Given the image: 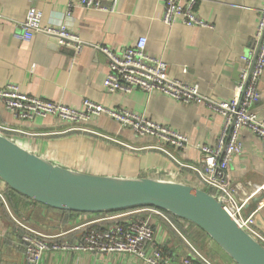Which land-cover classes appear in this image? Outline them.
<instances>
[{
  "label": "crops",
  "instance_id": "1",
  "mask_svg": "<svg viewBox=\"0 0 264 264\" xmlns=\"http://www.w3.org/2000/svg\"><path fill=\"white\" fill-rule=\"evenodd\" d=\"M73 0H0V88L16 84L19 91L45 100L62 101L81 107L85 99L113 108L145 115L189 137L185 149L168 147L176 159L199 165V144H214L223 128V118L203 104H183L166 95L107 93L104 81L107 58L98 50L109 46L122 50L142 36L148 39L146 52L168 63V74L199 83L202 95L212 99L229 98L239 77L242 56L255 48L259 9L264 0H199L197 15L212 28L190 27L179 20L163 21V0H115L114 11H98L77 5L69 14ZM114 0H103L111 8ZM30 7L42 12L43 25L66 24L82 42L80 52L62 47L56 39L36 33L32 40L14 37L20 31ZM187 68L185 74L183 69ZM261 102L257 109L264 119V73ZM0 123L17 132L11 135L28 151L66 168L99 176L166 179V169L193 184L196 173L180 168L155 148V139L141 138L108 116L69 124L57 118L19 119L0 101ZM243 153L233 156L226 180L238 192L248 193V183L264 181V140L244 132ZM175 179V178H174ZM0 188L8 186L0 181ZM8 195L10 192H8ZM12 196L5 205L0 200V264H26V232L23 225L45 235L49 243L78 246L90 229L111 227L124 220L150 218L155 229L151 248L162 250L169 264H181L194 250L216 264H235L200 227L168 214L160 216L154 208L142 207L129 215L105 220L49 208L26 196ZM26 197V198H25ZM253 199V198H252ZM264 198L249 202L251 213ZM172 215V214H171ZM264 209L257 225L264 233ZM93 225L97 227H93ZM43 264H149L130 253L96 254L85 250H50Z\"/></svg>",
  "mask_w": 264,
  "mask_h": 264
},
{
  "label": "built area",
  "instance_id": "2",
  "mask_svg": "<svg viewBox=\"0 0 264 264\" xmlns=\"http://www.w3.org/2000/svg\"><path fill=\"white\" fill-rule=\"evenodd\" d=\"M198 2L199 0H163V21L167 25L179 20L190 27L212 28V24L197 15L195 9ZM77 5L86 9L112 12L116 7V1L114 0L109 8L103 0H73L68 4V13L70 14ZM258 14L255 48L242 56L239 77L234 93L229 98H209L201 94L198 82L170 77L168 63L146 52L148 39L144 36L122 50L109 46L98 47L107 58V75L104 81L107 93H131L134 90H142L148 94L166 95L187 105L203 104L212 113L222 116L223 128L217 141L214 144L198 145L202 157L199 165L180 162L168 149V147L185 149L189 145L187 135L130 110L105 106L89 99H85L81 107H73L62 101L45 100L22 93L16 84L0 88V101L19 119L31 120L36 116L44 118L52 116L59 121L75 124L108 116L141 138L155 139L157 145L149 148L158 149L166 154L173 160L178 170L180 168L193 170L196 173L192 176L193 185L209 192L220 201L237 226L264 247V233L256 221L257 215L264 209V203L258 205L251 213L245 212L246 205L253 197L264 196V181L259 184L248 183V193L242 190L240 194L238 188L231 186L226 180L231 158L243 153L244 132H250L264 140V119L257 109L262 99L260 83L264 73V2ZM42 17L40 10L30 7L24 20L19 24L20 31L14 33V37L21 41H30L36 33H43L56 39L62 47H69L77 52L85 46L66 24L43 25ZM183 72L187 74L188 69L184 68ZM13 132L17 131L0 123V134L19 143L11 135ZM165 174L179 178L177 172L168 169L165 170ZM0 200L8 207L1 188ZM154 209L160 216L168 213L158 208ZM123 216L126 214L104 219ZM23 227L26 230L22 237L25 243L26 264H43L46 253L50 250H85L96 254L130 253L149 264H169L162 250L151 248L155 229L150 218L125 219L107 229H90L78 246L49 243L45 235L29 226ZM181 264L216 263L194 250L183 257Z\"/></svg>",
  "mask_w": 264,
  "mask_h": 264
},
{
  "label": "water",
  "instance_id": "3",
  "mask_svg": "<svg viewBox=\"0 0 264 264\" xmlns=\"http://www.w3.org/2000/svg\"><path fill=\"white\" fill-rule=\"evenodd\" d=\"M164 175L166 179L79 172L46 160L0 134V180L35 202L80 213L153 206L203 229L235 264H264V247L237 226L220 201L193 184ZM263 198L253 197L252 202Z\"/></svg>",
  "mask_w": 264,
  "mask_h": 264
},
{
  "label": "trees",
  "instance_id": "4",
  "mask_svg": "<svg viewBox=\"0 0 264 264\" xmlns=\"http://www.w3.org/2000/svg\"><path fill=\"white\" fill-rule=\"evenodd\" d=\"M7 191L8 192H10L11 194H13V196H20L19 194H18V192H16V191H14V190H12L11 188H9L8 187V189L6 190V191H4L3 193H4V195H5V197H6V199H7V202L9 203L10 202V200H13L11 197V195H10V193H9V195H8V193H7ZM26 198V197H25ZM28 199V198H27ZM15 200V199H14ZM35 202V201H34ZM37 203V202H36ZM39 204V203H38ZM143 207H145V206H143ZM149 207H151V208H156V207H153V206H149ZM50 208V207H49ZM141 209V207H135V208H131V209H124V210H117V211H110V212H103V213H95V216H101V215H104V217H111V216H116V215H121V214H125V213H127V212H131L132 210H136V209ZM159 209V208H158ZM66 212H68V213H77V212H72V211H66ZM165 212V211H164ZM166 213V212H165ZM81 214V213H80ZM83 214H87V215H91V213H83ZM166 214H168V215H170V216H173V217H175V218H177L176 216H174V215H171V213L169 214V213H166ZM116 219V218H115ZM108 220H114V219H108ZM124 221V219L123 218H119V221L118 222H116V223H119V222H123ZM93 227H97V226H95V225H93ZM95 229H107V227H105V228H103V227H98V228H95Z\"/></svg>",
  "mask_w": 264,
  "mask_h": 264
},
{
  "label": "rangeland",
  "instance_id": "5",
  "mask_svg": "<svg viewBox=\"0 0 264 264\" xmlns=\"http://www.w3.org/2000/svg\"><path fill=\"white\" fill-rule=\"evenodd\" d=\"M128 213H129V212H128ZM128 213H125V214H126V215H129ZM101 216H104V215H101ZM87 217H91V218H92V217H96V216H95V213H91V215H88Z\"/></svg>",
  "mask_w": 264,
  "mask_h": 264
}]
</instances>
